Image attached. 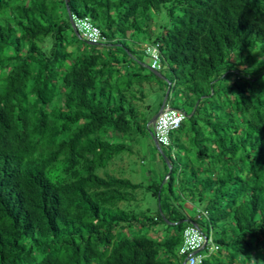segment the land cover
<instances>
[{
  "label": "trees",
  "instance_id": "1",
  "mask_svg": "<svg viewBox=\"0 0 264 264\" xmlns=\"http://www.w3.org/2000/svg\"><path fill=\"white\" fill-rule=\"evenodd\" d=\"M142 31L187 114L146 185L107 170L151 136ZM235 52L264 54V0H0V264H183L190 220L218 246L201 264H264V66ZM142 188L154 214L127 207Z\"/></svg>",
  "mask_w": 264,
  "mask_h": 264
},
{
  "label": "rangeland",
  "instance_id": "2",
  "mask_svg": "<svg viewBox=\"0 0 264 264\" xmlns=\"http://www.w3.org/2000/svg\"><path fill=\"white\" fill-rule=\"evenodd\" d=\"M156 25L153 26L155 32L159 30V24L167 21V11L166 9H162V12L156 15L155 18ZM136 40L134 41L131 38H127V43L135 50L136 54V66H140V63L144 65H149L150 59L147 54L144 52V45L151 41L150 34L148 32L142 31L136 33ZM249 53H239L235 52L233 57L235 60L244 59V61L249 62V64L253 67L264 66V54L259 53V56L252 55L247 58ZM140 63H139V62ZM151 72L149 69L145 67L142 73L146 74ZM162 75L159 77H155L152 80V84L148 83L145 86L146 91L148 93V102L152 104V108L150 110H146V108H142L144 112H148L149 115H155L161 108V105L166 97L163 98V94L166 90L168 84L174 79V75L169 66H166L161 71ZM148 89V90H147ZM168 90V88H167ZM167 92V91H166ZM163 98V100H162ZM162 101V103H161ZM147 102V101H146ZM146 102L142 105V107L146 105ZM169 103H178L181 105L184 104V97L182 94H178L176 91L172 90L169 100ZM154 128V125H152ZM133 143V153L124 154L121 157L117 158L115 161L110 163L107 167V170L110 173H114L119 176H124L130 178L133 182H142L144 185L159 182L161 177H164L166 166H165V158L163 155V151L166 154H176L177 148L173 146L172 143L168 145H162L161 149L154 142L153 137L148 135H137ZM103 173V172H102ZM138 199L132 201L127 207L134 209L137 213L146 212L154 214L157 210L158 200L152 195L151 192L146 191L145 188L138 189ZM123 206L126 203H122ZM187 206V203L185 204ZM189 213H195L192 206H188ZM143 230V232H145Z\"/></svg>",
  "mask_w": 264,
  "mask_h": 264
},
{
  "label": "built area",
  "instance_id": "3",
  "mask_svg": "<svg viewBox=\"0 0 264 264\" xmlns=\"http://www.w3.org/2000/svg\"><path fill=\"white\" fill-rule=\"evenodd\" d=\"M76 29L80 36L91 42L100 43L105 41L102 30L99 26L92 22L89 17H79L72 15ZM144 52L149 56V65L155 70H162V49L161 43L154 41L144 45ZM185 111L173 107L166 103L163 111L158 116L154 124V135L160 145H168L171 143V132L178 129L186 119ZM206 241L211 242V252H215L218 246L213 242L212 238L208 239L203 231L195 225L188 226L184 231V243L181 247V254H187L189 260L187 264H201L205 255L199 254L205 246Z\"/></svg>",
  "mask_w": 264,
  "mask_h": 264
},
{
  "label": "water",
  "instance_id": "4",
  "mask_svg": "<svg viewBox=\"0 0 264 264\" xmlns=\"http://www.w3.org/2000/svg\"><path fill=\"white\" fill-rule=\"evenodd\" d=\"M71 20H72V26H73V28L75 29L76 33H77L78 35H80L79 32H78V30L76 29V26H75V23H74L72 17H71ZM147 67H148L150 70H152L153 72L162 75L158 70L153 69L150 65H148ZM170 91H171V86L168 87V90H167V92H166V97H165V99H164V101H163V103H162V105H161L160 110H159V111H158V112H157V113H156V114L150 119V121H149V123H148V128H149V130H150V132H151V136L153 137L154 142H155L156 145L160 148L161 151H162L161 146H160V144H159L157 138L154 136V131L150 129V125H154V124H155V122H156L158 116H159V115L161 114V112L163 111V109H164V107H165V105H166V102H167V97L170 95ZM162 153H163L164 157L167 158V160H168L167 155H166L164 152H162ZM190 223H191L192 225L198 226V223H197L195 220H190ZM206 244H207V242H206ZM206 244H205V245H206ZM187 261H188V257L184 260L183 264H186Z\"/></svg>",
  "mask_w": 264,
  "mask_h": 264
},
{
  "label": "clouds",
  "instance_id": "5",
  "mask_svg": "<svg viewBox=\"0 0 264 264\" xmlns=\"http://www.w3.org/2000/svg\"><path fill=\"white\" fill-rule=\"evenodd\" d=\"M154 131V130H153ZM155 136V135H154ZM161 146V145H160ZM208 243V241H206ZM206 244V243H205ZM188 260H189V257H188ZM188 262V261H187ZM187 264V263H186Z\"/></svg>",
  "mask_w": 264,
  "mask_h": 264
}]
</instances>
